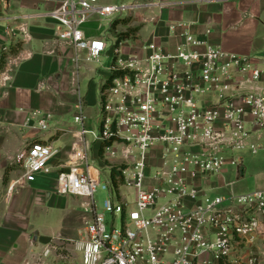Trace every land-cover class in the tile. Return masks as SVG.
<instances>
[{"label":"built area","instance_id":"2783aa9c","mask_svg":"<svg viewBox=\"0 0 264 264\" xmlns=\"http://www.w3.org/2000/svg\"><path fill=\"white\" fill-rule=\"evenodd\" d=\"M136 7L63 0L51 13L55 34L85 50L88 61L100 62L107 44L87 37L84 25L93 14L112 19ZM183 37L173 52L149 43L145 55L110 65L96 129L85 127L84 107H77L83 143L70 170L58 175L57 191L85 198L91 215L79 242L82 264H261L253 251L242 257L240 248L261 232L264 190L213 195L206 182L226 166L243 165L242 153L264 148V58L224 51L189 31ZM39 123L47 128L44 119ZM86 135L101 144L104 158L121 164L129 192L118 198L109 189L106 204L108 212L121 215L120 228L108 231L97 211L99 182ZM57 152L33 142L13 160L31 180L50 172Z\"/></svg>","mask_w":264,"mask_h":264},{"label":"crops","instance_id":"0c3cea01","mask_svg":"<svg viewBox=\"0 0 264 264\" xmlns=\"http://www.w3.org/2000/svg\"><path fill=\"white\" fill-rule=\"evenodd\" d=\"M62 1L0 0V58L12 45L20 46L0 70V264H38L33 245L43 238L52 239L53 245L62 237L76 241L74 250L82 264L79 242L85 224L81 221L90 218L85 198L59 194L57 180L61 172L70 170V161L83 143L81 125L74 118L78 105L84 107L85 127L99 124L100 90L114 61L145 55L149 43L173 52L184 42L185 31L224 51L264 58V0H100L104 5L137 6L112 19L93 14L84 25L87 37L102 38L107 44L100 62L88 61L85 50L77 51L56 36L58 22L51 13ZM125 17L130 18L128 24H114ZM135 26L138 32L117 45L118 34ZM41 119L47 128L40 125ZM84 138L92 144L90 168L100 182L101 144L91 135ZM33 142L51 144L58 152L50 161V172L29 180L13 158ZM261 152L248 164L244 152L246 163L226 166L211 176L208 192L231 196L264 190V148L248 154ZM106 175L111 178V170ZM55 209L61 212L62 226L41 238L44 218ZM240 249L242 257L253 251L264 264V220L254 242Z\"/></svg>","mask_w":264,"mask_h":264},{"label":"rangeland","instance_id":"374dc122","mask_svg":"<svg viewBox=\"0 0 264 264\" xmlns=\"http://www.w3.org/2000/svg\"><path fill=\"white\" fill-rule=\"evenodd\" d=\"M99 121H100V117H99ZM92 128L96 129L97 127H92ZM246 154H247V164H248L250 160H255V159L258 160L262 152L256 156L249 155L248 151H246ZM245 163H246V160H245ZM113 167H117V169L119 170V167H121V164L118 162V160L110 161L104 157L102 158V166L101 168H99L102 175L100 177V182L95 192L97 211L100 214H104L108 231H110L112 227L120 228L122 226L121 215L114 216L113 213L108 212L106 210L107 200H109V189L113 193H116L118 198H125L126 193L129 192V189H127L123 184H121L119 186V190L115 192L113 188L112 179L109 178L108 175H106L107 170L108 169L111 170ZM259 170H261L260 167L259 168L256 167V171H259ZM93 173H94V170H92V174ZM81 211L83 214V209ZM60 214H61L60 210L55 209L51 212V214L49 215V217H47V219L46 217L44 218L45 221L42 224L43 226L42 234L41 233L38 234L39 236L41 235V238L45 236V233L52 234L60 230V227L62 226V223H60L61 221L58 218ZM81 224L82 225L85 224L86 226V221L84 223L82 219ZM59 232L62 233L61 231ZM51 242H52V239L43 238L39 240L38 243L33 245L32 249L34 250L35 254H37L36 261L38 262V264H81L80 253L74 250V244L76 243V241L71 242L62 237V240L59 241L58 243H54L52 245ZM47 247L51 248V251L47 256H43L42 251ZM254 250L255 248L253 249V251ZM22 264H25V263H22Z\"/></svg>","mask_w":264,"mask_h":264},{"label":"trees","instance_id":"16d2710c","mask_svg":"<svg viewBox=\"0 0 264 264\" xmlns=\"http://www.w3.org/2000/svg\"><path fill=\"white\" fill-rule=\"evenodd\" d=\"M130 21L129 17H125L122 19H115L114 24L118 23H123V24H128ZM139 30V26L135 27H130L127 31L120 32L117 37V45L119 44L120 41L126 39L127 37H130L131 35H135ZM20 49L19 45H12L10 47V50L8 52H4L0 58V70H2L7 62V57L8 55H14L16 54ZM123 74V72H116L114 76ZM121 171L117 169V167H113L111 169V179L113 182V188L115 192L119 190V186L123 184V180L121 178Z\"/></svg>","mask_w":264,"mask_h":264}]
</instances>
